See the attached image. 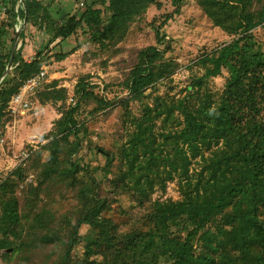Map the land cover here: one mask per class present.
I'll list each match as a JSON object with an SVG mask.
<instances>
[{
  "label": "trees",
  "instance_id": "trees-1",
  "mask_svg": "<svg viewBox=\"0 0 264 264\" xmlns=\"http://www.w3.org/2000/svg\"><path fill=\"white\" fill-rule=\"evenodd\" d=\"M56 1L0 0V134L9 103L26 81L40 73L51 57L63 61L76 51L48 56L45 51L51 44L60 45L83 30L101 47L116 46L135 18L151 6L162 8L161 0H97L86 8L71 12L60 8L54 13ZM170 1L174 13H179L188 0ZM197 1L215 25L235 38L197 61L205 73L179 98L147 94L171 80L177 68L164 60L165 50L158 46L141 49L123 83L129 92L122 102L130 132L117 154L90 141L85 158H73L82 149L80 134L87 130L78 112L92 103H97L95 109L112 105L95 93L90 76L82 77L74 91L76 103L66 106L44 136L48 143L33 152L30 164L18 167L0 183L1 258L13 259L33 253L28 248L53 244L61 251L55 264H264V50L254 35L264 26V0ZM98 3L108 5V22H103ZM163 18L159 27L160 18L151 23L158 45L165 41L161 27L173 14ZM17 25L20 40L27 26L38 28L49 40L32 60L21 56L22 45L12 70L4 76ZM223 69L229 79L217 97L207 89V81ZM57 86L55 81L40 93L43 105L67 100V90ZM130 100L142 104L141 115L130 112ZM64 151L70 158L61 160ZM45 152L48 158L43 161ZM100 154L106 156L102 167L92 166ZM115 162L119 168L109 183L110 194L130 195L140 206L148 205L139 218L124 216L125 227L115 219L111 200L96 177L100 170L108 177ZM35 170L37 176L22 204L18 189ZM175 180L182 194L179 200L153 199L158 188L165 191ZM52 181L72 190L79 202L75 216H64L58 228L56 214L36 212L45 184ZM85 226L92 231L91 238L84 260L76 261L73 253L84 240Z\"/></svg>",
  "mask_w": 264,
  "mask_h": 264
},
{
  "label": "rangeland",
  "instance_id": "rangeland-1",
  "mask_svg": "<svg viewBox=\"0 0 264 264\" xmlns=\"http://www.w3.org/2000/svg\"><path fill=\"white\" fill-rule=\"evenodd\" d=\"M94 1L97 0H57L53 3V11L55 13L56 10L65 8L71 12L77 8H86ZM161 2L162 8L151 6L144 15L135 18L129 25L126 38L116 46L101 47L94 43L90 35L83 30H79L76 36L60 45H56L57 42L50 45L45 51L48 56H53L60 51L70 52L74 48L76 51L63 61H57L54 57L47 60L44 65L46 72L44 83L29 94L32 103L30 110L18 118H13L8 114L5 126H1L0 183L18 167L25 168L27 164H30L33 152L39 149L40 144L48 143L44 140V136L53 130L55 121L61 117L66 106H73L76 103L74 91L82 77L90 76L89 81L96 86L95 93L112 102V105L95 109L97 103H92L83 106L78 112L77 118L87 130L80 134V138L83 139L82 149L73 158H85L90 141L106 151L117 154L121 151V144L126 141L130 132V128L125 126L126 109L122 102L129 98V92L124 88L123 83L135 67L138 52L141 49L158 46L159 49L165 50L164 60L172 61L177 68L171 80L160 82L156 85V90L149 89L147 94H169L179 98L196 77L205 73L204 68L197 61L205 54L214 52L235 38L215 25L206 16L197 0L186 1L179 13H174L176 7L170 0H161ZM96 8H100L103 22H108L110 19L108 5L98 3ZM172 14L173 18L167 25L161 27V34L165 41L158 45L155 28L151 23L154 18H160L157 23L159 27L164 19L163 16ZM1 16L3 19L7 18L4 10L1 11ZM18 28L21 32V26ZM254 35L256 42L262 45L264 50V26L256 28ZM48 40L49 37L38 28L27 26L25 37L23 40L19 39L17 50L23 45L21 56L26 60H32ZM228 79L229 72L223 69L219 76L207 81V89L218 97L223 93ZM55 81L58 82L57 88L67 90V100L64 103L59 101L43 105L40 102V93L47 85ZM149 100L146 99L145 102ZM129 102L130 112L137 116L141 115L142 104L135 100ZM60 155L61 160L70 158L69 151H64ZM47 158L48 153L45 152L42 160L45 161ZM105 159L106 156L100 154L98 160H93L92 166L102 167ZM118 168L119 162H115L108 177H105L103 170L98 171L96 177L100 181V186L103 187L102 193L109 196L111 200L115 209V219L123 223L125 227L128 220L124 216L131 219L139 218L147 212L148 205L140 206L130 195L116 197L110 194L109 183ZM35 176H37L36 170L28 173L18 189V197L22 204L26 200L25 194L34 182ZM181 197L182 194L176 180L170 181L165 191L158 188L153 195V199L163 200L169 198L179 200ZM78 204L76 194L72 190L66 188L64 184L52 181L45 184L36 212L44 209L56 214L57 224L55 225L58 228L64 216L71 218L75 216ZM91 233L92 231L87 226L81 229L84 240L73 253L76 261L84 260L85 245L90 240ZM28 249H33V253L17 254L13 259L0 257V264H55L61 254L59 247L53 244Z\"/></svg>",
  "mask_w": 264,
  "mask_h": 264
},
{
  "label": "built area",
  "instance_id": "built-area-1",
  "mask_svg": "<svg viewBox=\"0 0 264 264\" xmlns=\"http://www.w3.org/2000/svg\"><path fill=\"white\" fill-rule=\"evenodd\" d=\"M18 26L19 25H17V31L19 29ZM45 77L46 72L45 68H43L40 73L35 74L27 80L20 91L12 97L8 106V113L11 117L18 118L20 115H24L30 110L32 103L29 99V94L44 83Z\"/></svg>",
  "mask_w": 264,
  "mask_h": 264
},
{
  "label": "water",
  "instance_id": "water-1",
  "mask_svg": "<svg viewBox=\"0 0 264 264\" xmlns=\"http://www.w3.org/2000/svg\"><path fill=\"white\" fill-rule=\"evenodd\" d=\"M17 33L18 34H17L15 42H14V47H13V51H12V56H11V60H10V63H9V67L7 68V71H6L4 76H6L8 74V72L12 69L13 59H14L16 50L18 49V42H19V39H20V32L17 31ZM2 80H3V78L0 80V84H1Z\"/></svg>",
  "mask_w": 264,
  "mask_h": 264
}]
</instances>
